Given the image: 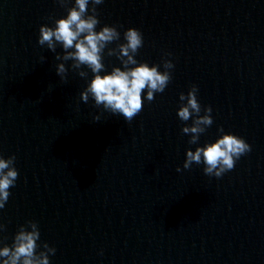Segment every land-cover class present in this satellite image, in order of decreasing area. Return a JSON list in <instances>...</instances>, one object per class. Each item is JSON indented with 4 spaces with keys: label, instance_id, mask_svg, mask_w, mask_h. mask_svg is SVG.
I'll use <instances>...</instances> for the list:
<instances>
[{
    "label": "water",
    "instance_id": "water-1",
    "mask_svg": "<svg viewBox=\"0 0 264 264\" xmlns=\"http://www.w3.org/2000/svg\"><path fill=\"white\" fill-rule=\"evenodd\" d=\"M73 6L0 0V156L14 155L19 172L0 209V248L34 221L37 252L56 249L50 264H264V0L96 5V30L121 34L104 50L105 73L123 68L107 52L129 28L143 34L138 62L161 72L164 60L174 64L164 92L149 102L145 90L131 122L83 102L91 70L82 67V78L73 61L56 59L61 45L54 53L39 44L41 26ZM193 85L200 115L211 106L214 121L195 145L182 132L192 119L178 117L180 94ZM221 127L252 151L219 178L203 163L184 169L187 151L215 142Z\"/></svg>",
    "mask_w": 264,
    "mask_h": 264
},
{
    "label": "clouds",
    "instance_id": "clouds-1",
    "mask_svg": "<svg viewBox=\"0 0 264 264\" xmlns=\"http://www.w3.org/2000/svg\"><path fill=\"white\" fill-rule=\"evenodd\" d=\"M57 2L64 6L68 0ZM89 3L90 0H75V6L67 9L66 17L56 19L52 27L42 25L38 42L41 46L47 45L54 53L57 46L61 45L64 54L61 56L57 53L56 59L73 61L71 67L73 70H79L80 77L88 76L87 71L81 70L82 67L91 70L93 78L81 93L83 102L87 103L92 99L96 107L103 106L104 110L121 114L126 121L131 122L143 110L145 97L142 94L145 90L149 102L155 99L156 93L164 92L172 79L170 70L174 68V64L171 60H164L165 71L161 72L159 64L150 66L147 62H138L135 56L143 47V34L137 28H129L124 32L126 42L118 44L116 48H108L107 52L109 56H117L123 68L114 67L111 72L105 73L104 50L109 44L119 41L121 34L116 26L105 25L97 31L100 21L96 5L102 4L103 0H91V14H88ZM67 72L65 63L57 66V75L61 79H67ZM198 91V86L193 85L187 95L181 93L182 104L178 110L181 121L192 119V124L184 126L182 132L190 135L189 143L193 145L198 144L201 134L214 122L211 106L203 110L204 115H200L202 108ZM184 101L186 103H183ZM95 119L99 121L100 117L96 116ZM219 132L223 134L215 142L197 147L195 151H187L184 169H189L193 163H203L206 175L219 178L232 170L240 157L252 151V146L244 138L224 133L222 127ZM15 160L14 155L7 159L0 156V209L5 207L11 195L10 189L15 186L19 176L14 166ZM177 171L181 169L177 168ZM5 228V225L0 224V232ZM40 236L37 222L29 221L26 226L22 225L12 245L0 248V264H50V254L54 255L56 249L44 243V250L37 252L41 247L37 243Z\"/></svg>",
    "mask_w": 264,
    "mask_h": 264
}]
</instances>
